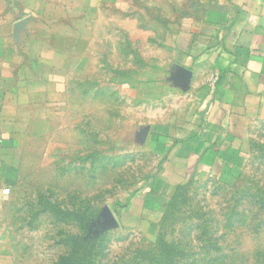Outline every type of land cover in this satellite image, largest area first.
Masks as SVG:
<instances>
[{"label":"crops","instance_id":"0c3cea01","mask_svg":"<svg viewBox=\"0 0 264 264\" xmlns=\"http://www.w3.org/2000/svg\"><path fill=\"white\" fill-rule=\"evenodd\" d=\"M135 4L0 0V264H17L8 214L87 118L127 155L140 149L183 172L246 164L264 125V0ZM151 54L166 70L152 79Z\"/></svg>","mask_w":264,"mask_h":264},{"label":"rangeland","instance_id":"374dc122","mask_svg":"<svg viewBox=\"0 0 264 264\" xmlns=\"http://www.w3.org/2000/svg\"><path fill=\"white\" fill-rule=\"evenodd\" d=\"M156 55L151 79L166 72ZM98 129L90 117L59 140L8 214L17 264H264V125L246 164L215 175L140 149L127 155Z\"/></svg>","mask_w":264,"mask_h":264}]
</instances>
